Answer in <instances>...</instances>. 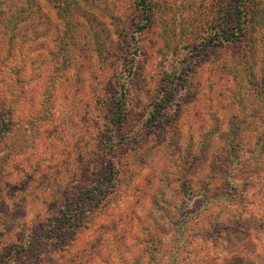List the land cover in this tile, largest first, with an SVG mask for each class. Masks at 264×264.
<instances>
[{
	"label": "rangeland",
	"instance_id": "rangeland-1",
	"mask_svg": "<svg viewBox=\"0 0 264 264\" xmlns=\"http://www.w3.org/2000/svg\"><path fill=\"white\" fill-rule=\"evenodd\" d=\"M226 2L0 0V99L11 102L8 144L18 149L0 172V251L8 237H47V226L73 217L66 209L80 202L67 235L16 264H171L172 252L178 264H264V112L246 84L261 64L255 76L220 66L230 53L223 29L235 23L224 20ZM258 26L254 59H264L263 20ZM73 57L79 62L66 70ZM92 73L98 81L87 84L114 99L120 81L130 82L128 128L131 139L142 133L140 142L111 133L105 153L96 150L110 135L106 105L95 120L91 104L66 97V75L74 85ZM180 78L201 87L175 86L157 114L161 86L174 89ZM218 171L232 181L230 196Z\"/></svg>",
	"mask_w": 264,
	"mask_h": 264
},
{
	"label": "trees",
	"instance_id": "trees-1",
	"mask_svg": "<svg viewBox=\"0 0 264 264\" xmlns=\"http://www.w3.org/2000/svg\"><path fill=\"white\" fill-rule=\"evenodd\" d=\"M226 2L227 10L226 12H229V14H226L224 16V20L228 21L229 19L235 18V23L233 25H229L228 27H225L224 33L222 34V37L225 41H228L227 46H222L223 49L227 50L229 53V60L221 59L222 65L220 66L224 67L225 64H228L229 66V71H234V69H239L240 73H245L248 71L251 76L254 75V70L253 67L258 63L261 64V69L260 73L258 75V79L254 80L253 82L248 79L246 84L250 85L255 90V98L254 100H257L258 104L261 106V109L264 112V59H254L255 53H256V43H257V28H259L258 24L260 21L263 20L264 22V0H240L238 3L237 0H228ZM76 4V3H75ZM77 8V5H76ZM79 16H81L82 20L85 22H88V18L86 15L92 14L91 10H82L79 12ZM93 17V16H92ZM74 18V16H73ZM66 27L69 25H80L79 21H76V24H71V21H66ZM88 26V25H87ZM229 29V30H228ZM215 35L218 33L220 34V31H218V28L214 30ZM111 48V44H109ZM213 54V53H212ZM76 57L73 59L71 58H66V70L69 68V65H74L75 63H78L79 61H75ZM254 60V62H253ZM81 62V61H80ZM88 68L91 67V63L87 62ZM95 67V66H94ZM102 74V73H100ZM186 74V73H184ZM257 75V73H256ZM98 74H89L88 77H90V80L86 78V76H75L74 82L76 84L72 85L68 83V76L66 75V86L68 89L66 90V97H70L71 100H75L76 104H84V107H89L91 112L90 116L94 117L95 120L100 118V115L98 114L99 107L106 105L103 109L104 115L102 116L101 120L105 122L103 127L106 129L107 132L110 133L109 136L107 135H102L100 137L101 145L99 147H96V150H99L102 154L105 153V148H106V142L109 140L112 136L111 133H114L118 135L120 138H125V141H130V143L133 146V143L136 144V141L140 142V136H142V133H137V138H132L131 139V134L133 133L129 128L128 124L133 122V119H131V114L130 112V101H129V87H130V82L126 80H121L120 81V86L121 91L119 92V96L117 99H114V97H109V95L106 94L104 91L105 89L101 87V89L96 90L92 87H90L89 83L91 80L93 81H98ZM106 77H103V80H101L102 83H104ZM183 78V77H182ZM182 78L179 79L178 85H174V89L168 88V90H165V86H161L160 93H157L159 97L155 98L154 102V107L156 108V113L158 114L162 109H165L169 102L173 99V96L175 94V86L176 88L181 89L184 88L189 92V90H194L196 91L197 88L201 87V83L198 82V87H194L193 85L190 87H183L182 85ZM250 78V77H249ZM252 78V77H251ZM259 80V81H258ZM108 81V79H107ZM258 81V82H257ZM257 82V83H255ZM173 84V81L171 82ZM69 86H73V89L71 93L68 95L67 91L70 90ZM236 87H243L242 83H238ZM246 88L244 87V90ZM79 97H78V96ZM78 97V98H77ZM77 98V99H76ZM7 103V101H6ZM3 102L2 99H0V172L1 169H3L4 164L12 158L14 154H17L18 149H15L13 144H8L9 142V134L11 133V125L13 121V110L10 108V103L6 104ZM181 105V102H179ZM183 104V102H182ZM108 105V106H107ZM179 105V106H180ZM132 106V105H131ZM108 107V108H107ZM87 111L83 112V116L85 117L88 112ZM132 129H135V126H133ZM136 130V129H135ZM105 131V132H106ZM264 135V131H263ZM130 137V139H129ZM103 142V143H102ZM264 142V138H262V143ZM261 143V149H264V143ZM7 145L8 150L5 151L3 146ZM136 148V147H135ZM6 152V153H5ZM12 152V153H11ZM102 157H100V160ZM3 164V165H2ZM218 175H216V179L220 180L221 186L223 189L226 190L227 193H225L226 196H230L228 191H230V186L228 187L227 182H232L230 179L227 178V172L223 171H218ZM225 176V178L223 177ZM188 184L184 183L183 188L185 187L184 191H186V188ZM220 186V187H221ZM82 190V188H81ZM84 190V188H83ZM189 190V189H187ZM203 191V194L209 193L207 191V187L201 188ZM216 191V190H215ZM189 192V191H188ZM220 192V191H219ZM218 193V189H217ZM222 193V192H220ZM206 194V196H208ZM224 194L216 195L215 197H222ZM214 197V198H215ZM80 199V197H79ZM78 203H75L76 206V211L73 210V207L67 208L66 210H71L70 213L73 217H59L58 219L54 220L53 223L51 222L47 227V230L45 234L47 237H40L37 239V235L33 234V237L25 239L26 241L22 243L23 241L20 240H11L10 237L7 238V240L3 241V245L1 246V251H0V263L1 264H16L15 258L18 255H21L22 253H28L29 251L39 248L40 245H44L50 238H55L59 240V238L63 237V232L66 231V235L68 234V231L70 229H73L72 227L76 226L78 223L74 221V218L76 214H80L81 210L77 208ZM67 215V213H66ZM61 218V219H60ZM184 220V221H183ZM185 220H188V217L186 219L183 217L182 218V224L185 223ZM204 220V218H201L200 221ZM51 225H56V231L54 237L51 236V232L49 231V227ZM179 225L178 227H180ZM177 227V231H178ZM178 237V236H177ZM178 241V238H177ZM89 244L87 242L83 243V245L80 246V249L77 250V253H74V255L71 257L72 259L78 258V255L81 253L85 252ZM172 252V251H171ZM69 255L70 252H67ZM175 252H172L170 255V260L172 261L171 264H178L176 263L175 258L176 255H174ZM3 258V260L1 259ZM6 258V260L4 259ZM14 259V260H13ZM157 259V257H156ZM175 262V263H174Z\"/></svg>",
	"mask_w": 264,
	"mask_h": 264
}]
</instances>
